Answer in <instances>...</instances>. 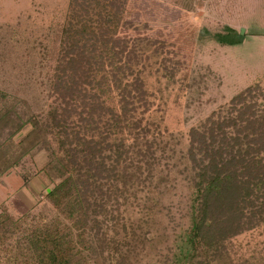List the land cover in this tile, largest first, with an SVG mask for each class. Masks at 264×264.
<instances>
[{"label": "rangeland", "instance_id": "rangeland-1", "mask_svg": "<svg viewBox=\"0 0 264 264\" xmlns=\"http://www.w3.org/2000/svg\"><path fill=\"white\" fill-rule=\"evenodd\" d=\"M67 9L68 0H0V216L16 221L0 228V264H39L25 242L38 226L77 231L48 198L63 178L53 134L30 137L31 123L15 130L19 118H45L60 102L48 79ZM227 28L238 44L216 42ZM118 34L126 46L107 65L143 83L148 109L136 114L156 127L148 134L156 167L149 193L134 184L135 195L106 201L85 233L91 244L71 250L69 264H264V221L192 246L186 160L191 127L249 85L264 91V0H127Z\"/></svg>", "mask_w": 264, "mask_h": 264}, {"label": "trees", "instance_id": "trees-1", "mask_svg": "<svg viewBox=\"0 0 264 264\" xmlns=\"http://www.w3.org/2000/svg\"><path fill=\"white\" fill-rule=\"evenodd\" d=\"M126 1L68 0L48 79L60 102L45 118H19L16 124L17 131L31 123L30 137L53 134L63 153L53 155L63 178L48 198L67 211L77 230L72 237L52 223L30 231L27 250L39 264H69L71 250L91 244L85 237L94 229L90 220L105 213L111 196L135 195L134 184L150 192L144 182L155 170L157 150L148 134L156 127L136 114L141 105L139 114L148 109L146 90L140 80H126L107 65V57L126 46L118 34ZM235 33L227 28L214 37L231 46L240 42ZM186 160L193 247L215 246L264 221V91L258 84L243 88L189 129ZM12 222L0 216V228Z\"/></svg>", "mask_w": 264, "mask_h": 264}]
</instances>
